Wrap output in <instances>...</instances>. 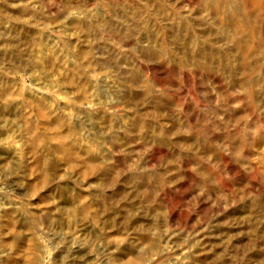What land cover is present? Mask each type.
<instances>
[{"label":"rangeland","instance_id":"1","mask_svg":"<svg viewBox=\"0 0 264 264\" xmlns=\"http://www.w3.org/2000/svg\"><path fill=\"white\" fill-rule=\"evenodd\" d=\"M0 264H264V0H0Z\"/></svg>","mask_w":264,"mask_h":264},{"label":"bare ground","instance_id":"2","mask_svg":"<svg viewBox=\"0 0 264 264\" xmlns=\"http://www.w3.org/2000/svg\"><path fill=\"white\" fill-rule=\"evenodd\" d=\"M20 13V12H19ZM44 106H45V104H44ZM142 260V259H141Z\"/></svg>","mask_w":264,"mask_h":264}]
</instances>
